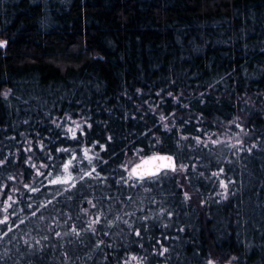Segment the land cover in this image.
<instances>
[{"label":"trees","instance_id":"obj_1","mask_svg":"<svg viewBox=\"0 0 264 264\" xmlns=\"http://www.w3.org/2000/svg\"><path fill=\"white\" fill-rule=\"evenodd\" d=\"M0 42V264H264V0H0Z\"/></svg>","mask_w":264,"mask_h":264},{"label":"snow or ice","instance_id":"obj_2","mask_svg":"<svg viewBox=\"0 0 264 264\" xmlns=\"http://www.w3.org/2000/svg\"><path fill=\"white\" fill-rule=\"evenodd\" d=\"M6 42H0V47H4ZM2 95H4L5 97L7 96V93H3ZM163 119V118H162ZM69 131H73L72 129H69ZM73 136H75V132H73ZM213 143H216V141H213ZM235 147V146H233ZM64 151H67L66 149ZM85 155H87V153H85ZM73 159H75V157H73ZM91 159V158H89ZM4 161L0 160V164H3ZM71 161L67 164L64 165V170L65 172L68 171L69 165H70ZM182 167V166H181ZM171 170L173 172L177 171V167L175 165V162L173 161V157L172 156H168V155H159V154H153V155H149L147 156V158L142 159L140 161V163L136 164L134 167L131 168V170L129 171V176L128 179L129 180H135V181H145V180H149V181H153L155 182V180H157L160 175L163 173V175H167V172ZM93 171H95V169H93ZM224 169L221 168L220 169V173H223ZM38 175H40L41 173H37ZM87 175L91 176V173H87ZM214 175H216L214 173ZM71 180V176H67L64 178H57V179H53L51 181V183L53 185H61V184H67L69 183V181ZM230 183H234V181H229ZM74 186V185H73ZM132 187H135L136 185L133 184L131 185ZM220 186L222 188H224L226 191L222 194L224 199L228 198L227 195V188L228 185L225 184L224 181L220 182ZM25 187H28V185H25ZM31 191L36 192L39 191V189L36 188H32ZM188 195L187 193H185V199H188ZM9 201L12 200L11 196H8L7 198ZM6 203V202H4ZM15 202L13 201V204ZM49 203H51V201H49ZM27 207H31V205H27ZM40 207H47V205H38L37 206V210ZM93 207H95V205H93ZM12 208L11 204H8L7 207H4L2 209H0V211H3L5 213L8 212V209ZM12 215H16L17 218L19 219V214L16 213L15 209H12ZM32 216H36L37 215V211L34 210L31 213ZM119 219V217L117 218ZM100 220L99 218H97L96 220L92 221L91 224H95V223H99ZM25 221L23 219H20V224H24ZM124 223H127V221H124ZM91 224L89 225V227L91 228ZM0 225H5L7 226V232H4V235L6 236L8 234V232L13 231V227L11 224H9V215H4L3 219H0ZM0 231H3V229H0ZM73 232H75V234L77 236H79V233L75 231V229H73ZM93 232L95 233V229H93ZM107 234V233H105ZM57 235H60V233H57ZM136 236H140L141 233L139 230H136L135 232ZM46 239V237H45ZM37 244H39L40 242L37 241ZM168 251L167 248H163V250L159 253V255H164L166 252ZM131 260H138V257L133 256L131 257ZM124 264H130V261L126 260L124 261ZM209 264H212L211 261H209Z\"/></svg>","mask_w":264,"mask_h":264},{"label":"rangeland","instance_id":"obj_3","mask_svg":"<svg viewBox=\"0 0 264 264\" xmlns=\"http://www.w3.org/2000/svg\"><path fill=\"white\" fill-rule=\"evenodd\" d=\"M67 163H69V161H67L66 163L63 164V167H62L61 171L57 175H55L52 179L64 178V177H67V176H71V180L70 181L73 180V174H72V171H71V163L69 165L68 171L65 172V170H64V165L67 164Z\"/></svg>","mask_w":264,"mask_h":264},{"label":"water","instance_id":"obj_4","mask_svg":"<svg viewBox=\"0 0 264 264\" xmlns=\"http://www.w3.org/2000/svg\"><path fill=\"white\" fill-rule=\"evenodd\" d=\"M156 154L172 156V157H173V161L175 162V165H176V160H175V158H174L173 155H171V154H169V153H156ZM152 155H153V154H152ZM145 158H147V157H144V158H142V159H145ZM142 159H141V160H142ZM141 160H139L136 164L140 163ZM136 164H134L132 167H134ZM169 171H171V170H169Z\"/></svg>","mask_w":264,"mask_h":264}]
</instances>
